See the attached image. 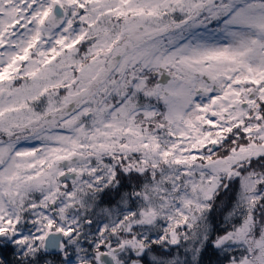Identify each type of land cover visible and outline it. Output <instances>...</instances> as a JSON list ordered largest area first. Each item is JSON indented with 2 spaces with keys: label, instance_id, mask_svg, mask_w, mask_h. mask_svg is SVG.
Instances as JSON below:
<instances>
[{
  "label": "snow or ice",
  "instance_id": "6c2138e0",
  "mask_svg": "<svg viewBox=\"0 0 264 264\" xmlns=\"http://www.w3.org/2000/svg\"><path fill=\"white\" fill-rule=\"evenodd\" d=\"M264 264V0H0V264Z\"/></svg>",
  "mask_w": 264,
  "mask_h": 264
},
{
  "label": "trees",
  "instance_id": "16d2710c",
  "mask_svg": "<svg viewBox=\"0 0 264 264\" xmlns=\"http://www.w3.org/2000/svg\"><path fill=\"white\" fill-rule=\"evenodd\" d=\"M205 264H208V260L206 259Z\"/></svg>",
  "mask_w": 264,
  "mask_h": 264
}]
</instances>
